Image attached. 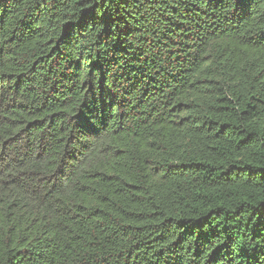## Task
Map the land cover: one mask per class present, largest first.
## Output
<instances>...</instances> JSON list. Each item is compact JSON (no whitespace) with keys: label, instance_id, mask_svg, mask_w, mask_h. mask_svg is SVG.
<instances>
[{"label":"trees","instance_id":"1","mask_svg":"<svg viewBox=\"0 0 264 264\" xmlns=\"http://www.w3.org/2000/svg\"><path fill=\"white\" fill-rule=\"evenodd\" d=\"M0 264H264V0H0Z\"/></svg>","mask_w":264,"mask_h":264}]
</instances>
